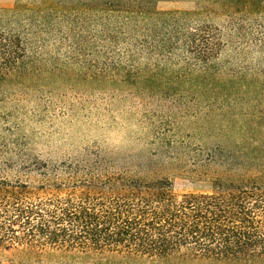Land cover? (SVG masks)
Segmentation results:
<instances>
[{
    "label": "trees",
    "instance_id": "obj_1",
    "mask_svg": "<svg viewBox=\"0 0 264 264\" xmlns=\"http://www.w3.org/2000/svg\"><path fill=\"white\" fill-rule=\"evenodd\" d=\"M194 1L191 11H159L156 0H18L0 8V85L63 75L164 96L206 92L230 80L219 56L264 0ZM257 153L264 171V146ZM46 194L0 176L10 264H264L259 178L177 195L166 179L90 177L65 196Z\"/></svg>",
    "mask_w": 264,
    "mask_h": 264
},
{
    "label": "rangeland",
    "instance_id": "obj_2",
    "mask_svg": "<svg viewBox=\"0 0 264 264\" xmlns=\"http://www.w3.org/2000/svg\"><path fill=\"white\" fill-rule=\"evenodd\" d=\"M17 1L0 0V8ZM155 7L191 11L196 4L156 0ZM231 34L218 60L231 78L203 93L149 94L80 76L6 81L0 164L13 167L0 176L45 186L47 196H65L85 178L117 175L166 179L177 195L264 180L257 166L264 146V13L246 17L242 37ZM68 71L78 73L73 66ZM11 259H18L13 251L0 252V264ZM84 260L73 264H94ZM41 263L60 258L43 256Z\"/></svg>",
    "mask_w": 264,
    "mask_h": 264
}]
</instances>
